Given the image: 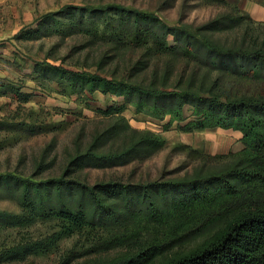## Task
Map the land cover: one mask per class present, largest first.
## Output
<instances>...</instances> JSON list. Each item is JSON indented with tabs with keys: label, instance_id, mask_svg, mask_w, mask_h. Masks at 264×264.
<instances>
[{
	"label": "trees",
	"instance_id": "16d2710c",
	"mask_svg": "<svg viewBox=\"0 0 264 264\" xmlns=\"http://www.w3.org/2000/svg\"><path fill=\"white\" fill-rule=\"evenodd\" d=\"M209 1L231 12L194 26L119 4L68 6L40 18L37 30L17 35L79 34L87 39L80 49L106 47L94 64L77 71L47 65L43 73L52 74L65 95L122 97L137 114L169 118L165 129L177 124L184 134L237 131L243 149L201 150L202 165L180 178L91 184L83 177L87 170L126 166L167 146L158 133L131 129L122 116L125 105L104 110L117 122L95 129L87 142L79 134L59 175L43 177L57 163L50 146L29 177L0 174V200L19 207L18 214L0 216L16 226L56 224L45 238L0 251V264L49 256L76 236L84 243L59 264H264V34L256 33L254 22L245 24L251 16L241 17L239 0ZM256 2L264 7V0ZM24 88L5 80L0 97L28 104L33 96Z\"/></svg>",
	"mask_w": 264,
	"mask_h": 264
},
{
	"label": "rangeland",
	"instance_id": "374dc122",
	"mask_svg": "<svg viewBox=\"0 0 264 264\" xmlns=\"http://www.w3.org/2000/svg\"><path fill=\"white\" fill-rule=\"evenodd\" d=\"M233 1L228 0L231 4ZM255 2L243 0L238 3L240 14L241 17L250 15L252 18L245 20V24L254 22L251 26L257 29L256 33L263 35L264 7ZM110 4L154 11L170 24L180 20L194 26L231 12V7L209 0H0V82L10 80L20 83L25 86L23 92L33 96L28 104L22 105L0 97V174L29 177L36 161L50 146V159L56 157L57 163L43 177L57 176L74 149L79 134L84 132V141L87 142L95 129L117 122L101 112L125 105L124 98L99 92L94 95H65L62 89L56 87L55 77L52 74L47 77L43 73L47 65H62L76 71L90 66L105 51L103 44L80 49L87 39L79 34H48L30 40L27 37L17 38L20 32L25 34L31 29L37 30L40 18L62 8ZM67 19L60 17L59 20L66 23ZM57 21L55 28H59ZM72 51L74 56H70ZM191 114L192 110L187 108L186 115ZM122 116L131 129L160 134L166 139L167 146L151 158L139 159L126 166L105 171L87 170L83 177L91 184L99 181L147 183L180 178L202 165L205 155L201 150L218 155L237 153L243 149L242 134L237 131L215 129L184 134L176 130L177 124L166 130L169 118L161 121L137 114L130 104L125 105ZM24 123L32 125L35 131L26 130ZM213 163V160L207 159V165ZM0 212L18 214L19 207L14 201L3 199L0 200ZM11 222L7 217L0 216V251L28 240L45 238L55 232L56 226L53 222H39L32 226H16ZM83 241L76 236L62 242L49 256L34 255L25 261L4 264H59L66 252L74 247L80 248Z\"/></svg>",
	"mask_w": 264,
	"mask_h": 264
},
{
	"label": "crops",
	"instance_id": "0c3cea01",
	"mask_svg": "<svg viewBox=\"0 0 264 264\" xmlns=\"http://www.w3.org/2000/svg\"><path fill=\"white\" fill-rule=\"evenodd\" d=\"M239 1H240L239 4H241V1H243V0H239ZM255 3H256V5H258L257 2H255ZM258 6H261V5H258ZM239 7H240V6H239ZM240 9H241V8H240Z\"/></svg>",
	"mask_w": 264,
	"mask_h": 264
}]
</instances>
